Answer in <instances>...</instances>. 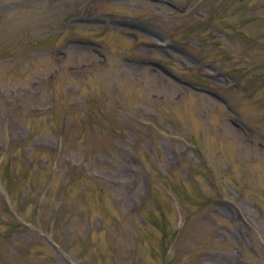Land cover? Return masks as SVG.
<instances>
[{
    "label": "rangeland",
    "instance_id": "obj_1",
    "mask_svg": "<svg viewBox=\"0 0 264 264\" xmlns=\"http://www.w3.org/2000/svg\"><path fill=\"white\" fill-rule=\"evenodd\" d=\"M0 264H264V0H0Z\"/></svg>",
    "mask_w": 264,
    "mask_h": 264
},
{
    "label": "bare ground",
    "instance_id": "obj_2",
    "mask_svg": "<svg viewBox=\"0 0 264 264\" xmlns=\"http://www.w3.org/2000/svg\"><path fill=\"white\" fill-rule=\"evenodd\" d=\"M76 47H77V46H75V45H72V47H71V48H73V51H74V50H76Z\"/></svg>",
    "mask_w": 264,
    "mask_h": 264
}]
</instances>
